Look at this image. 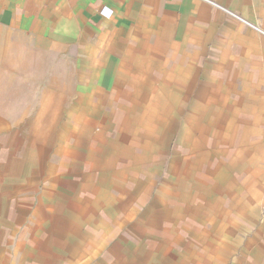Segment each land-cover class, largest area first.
Here are the masks:
<instances>
[{
	"label": "crops",
	"instance_id": "obj_1",
	"mask_svg": "<svg viewBox=\"0 0 264 264\" xmlns=\"http://www.w3.org/2000/svg\"><path fill=\"white\" fill-rule=\"evenodd\" d=\"M0 264H264V0H0Z\"/></svg>",
	"mask_w": 264,
	"mask_h": 264
},
{
	"label": "rangeland",
	"instance_id": "obj_2",
	"mask_svg": "<svg viewBox=\"0 0 264 264\" xmlns=\"http://www.w3.org/2000/svg\"><path fill=\"white\" fill-rule=\"evenodd\" d=\"M27 39L21 37L19 39V41L16 42L15 45H12L10 50H8V53H11L15 58L14 61H12L11 63H9V68H11L10 70H14V71H19V72H26L28 71H32L33 73H35V71L37 69H43L46 70V65L49 64L47 62H42V61H37L36 58V54L37 51L31 47L30 45H26ZM12 66V67H11ZM33 81V85H35L36 83L39 85H45V83L47 81H49V79H43V77H38V78H32L31 79ZM63 93V91L61 92ZM33 97V98H32ZM29 97V99H35V95ZM62 97V94H61Z\"/></svg>",
	"mask_w": 264,
	"mask_h": 264
}]
</instances>
